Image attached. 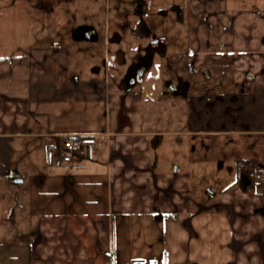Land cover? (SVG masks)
<instances>
[{"label":"crops","instance_id":"1","mask_svg":"<svg viewBox=\"0 0 264 264\" xmlns=\"http://www.w3.org/2000/svg\"><path fill=\"white\" fill-rule=\"evenodd\" d=\"M141 2L100 36L53 2L0 0V264H264V186L247 175L264 173V0L173 3L182 53L138 35ZM82 25L97 41L73 38ZM152 41L162 54L127 84ZM166 56L198 77L186 96ZM67 135L95 137L92 157L63 162Z\"/></svg>","mask_w":264,"mask_h":264},{"label":"rangeland","instance_id":"2","mask_svg":"<svg viewBox=\"0 0 264 264\" xmlns=\"http://www.w3.org/2000/svg\"><path fill=\"white\" fill-rule=\"evenodd\" d=\"M145 1L146 3L149 2L150 11L156 16V18L153 14H150V17L147 19V25L143 30L140 31V33H138V35L143 36L142 38L153 37V35H157L160 39L167 43V46L170 48V50L174 46L175 48H179L180 52L182 53L185 47L183 45V41L186 39L187 30L184 24L178 23L177 15L172 11L171 6L173 3L185 5V0ZM45 2H53V4L58 6L61 13V23L64 27H68L67 25H69V27H73L82 23H87L86 25H88V23L93 22L98 26L100 36H103L104 33V22L106 21L104 17L106 18V14L109 13L108 23L110 25L111 32L113 29H115L113 25L120 20L121 16H118V14L114 12L116 5H119L124 12L129 13L132 9L136 11L142 3L141 0H109V5L105 0H45ZM106 4L108 5L107 9L105 8ZM162 10L168 13L167 16L162 17L158 15ZM115 31L120 35H124L121 29H115ZM63 33H66L65 29ZM173 42H178V44L175 46ZM93 46L94 48H99L100 52L103 51L101 46ZM182 59L183 58L172 61L170 56H166L162 61V74L165 73L164 75L167 76V82L172 81L174 84H176L179 82V80H183L191 85L193 84L195 88V82L197 81L198 77L193 74V68L189 66L187 60ZM152 66L153 73H159L160 70L158 66L156 64ZM169 66H172L174 70L172 71ZM167 82L165 83V86H167ZM178 165L181 167L184 165V163L180 161H175L172 163L174 169H176ZM173 167L171 168L172 170ZM5 193L6 192H3V194Z\"/></svg>","mask_w":264,"mask_h":264},{"label":"built area","instance_id":"3","mask_svg":"<svg viewBox=\"0 0 264 264\" xmlns=\"http://www.w3.org/2000/svg\"><path fill=\"white\" fill-rule=\"evenodd\" d=\"M40 2L42 0H32ZM97 143L95 137L82 135H67L63 138L62 145L59 148V155L63 162L70 163L74 158L82 153L86 147H89V156L92 157V147ZM249 180L258 187L264 186V173L260 168H250L247 172Z\"/></svg>","mask_w":264,"mask_h":264},{"label":"water","instance_id":"4","mask_svg":"<svg viewBox=\"0 0 264 264\" xmlns=\"http://www.w3.org/2000/svg\"><path fill=\"white\" fill-rule=\"evenodd\" d=\"M73 38L77 41L80 40V41L95 42L97 41L98 36L92 27L81 26L77 28L76 30H74ZM163 48H164V45H162L160 42L152 41L147 48L146 55L142 59L145 60L148 57H150V59L152 60V57L154 56L156 52H158L159 54H162L161 50ZM140 60L141 59H139L138 62ZM171 90L175 95L186 96L189 91V86L187 82L181 81L177 88L171 87Z\"/></svg>","mask_w":264,"mask_h":264},{"label":"flooded vegetation","instance_id":"5","mask_svg":"<svg viewBox=\"0 0 264 264\" xmlns=\"http://www.w3.org/2000/svg\"><path fill=\"white\" fill-rule=\"evenodd\" d=\"M141 59L139 62L138 60ZM137 60V63L134 64L131 68H130V72L128 74L127 78V84H132V83H136L137 80L140 79V76H142L143 74H145V72L149 69L148 67L151 64V59L150 57H148L147 59H142L139 58ZM169 85L170 82H168ZM130 87V85H128Z\"/></svg>","mask_w":264,"mask_h":264}]
</instances>
